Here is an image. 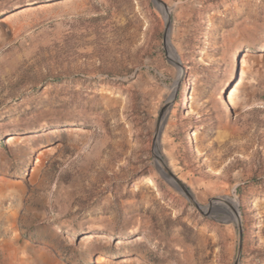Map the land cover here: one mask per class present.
<instances>
[{
    "label": "rangeland",
    "instance_id": "obj_1",
    "mask_svg": "<svg viewBox=\"0 0 264 264\" xmlns=\"http://www.w3.org/2000/svg\"><path fill=\"white\" fill-rule=\"evenodd\" d=\"M234 210L264 264V0H0V264H234Z\"/></svg>",
    "mask_w": 264,
    "mask_h": 264
},
{
    "label": "water",
    "instance_id": "obj_2",
    "mask_svg": "<svg viewBox=\"0 0 264 264\" xmlns=\"http://www.w3.org/2000/svg\"><path fill=\"white\" fill-rule=\"evenodd\" d=\"M168 175L172 177L187 192L189 196H191L190 192L186 189L183 183H181L170 170H169ZM237 215H238V224H239V247H238V254H237L234 264H240V261H241V255H242V249H243V233H244V228H243V224H242L239 211H237Z\"/></svg>",
    "mask_w": 264,
    "mask_h": 264
},
{
    "label": "bare ground",
    "instance_id": "obj_3",
    "mask_svg": "<svg viewBox=\"0 0 264 264\" xmlns=\"http://www.w3.org/2000/svg\"><path fill=\"white\" fill-rule=\"evenodd\" d=\"M172 51H173V50H172ZM183 72H184V68H181V70H180V74H179V77H182ZM177 88H178V82L176 83V85H175V86L173 87V89H172V95L176 92ZM156 155H157V154H156ZM164 170H165L166 174H167V173L169 174V170H168L166 167H164ZM144 179H145L146 181L152 183V184L155 183V181L153 180L152 177H145ZM231 204H233V203H231ZM235 209H236V208H235ZM234 212L237 214V210H234Z\"/></svg>",
    "mask_w": 264,
    "mask_h": 264
}]
</instances>
